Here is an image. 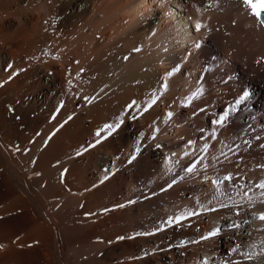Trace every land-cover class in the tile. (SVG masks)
I'll return each mask as SVG.
<instances>
[{
  "label": "bare ground",
  "instance_id": "bare-ground-1",
  "mask_svg": "<svg viewBox=\"0 0 264 264\" xmlns=\"http://www.w3.org/2000/svg\"><path fill=\"white\" fill-rule=\"evenodd\" d=\"M261 183L241 0H0V264H264Z\"/></svg>",
  "mask_w": 264,
  "mask_h": 264
},
{
  "label": "snow or ice",
  "instance_id": "snow-or-ice-1",
  "mask_svg": "<svg viewBox=\"0 0 264 264\" xmlns=\"http://www.w3.org/2000/svg\"><path fill=\"white\" fill-rule=\"evenodd\" d=\"M241 2L245 7L249 8L251 10L252 15L254 17H256V19L259 21V23L261 25H264V0H255V2H254V0H241ZM209 6H211V5H209ZM200 27H201L200 24L196 25L197 31H199ZM196 47L198 48V47H200V45L197 44ZM247 96H248V93L245 92L241 99H243L244 97H247ZM237 103H239V101ZM169 115H171V114H169ZM227 118H228V113L226 112L219 118V120L214 121L213 123L222 127L224 125L225 120H227ZM105 127L106 128H112L113 126L112 125H106ZM113 130H115V129H113ZM97 136H99V132L97 133ZM97 143H99V141H97ZM194 167H195V164H193L188 169H186V171L191 173L193 171ZM105 179H107V177H105ZM231 179H232L231 176H225L223 178L224 181H229ZM222 182L223 181H213V184L222 183ZM169 186H171V185H169ZM257 186L261 189H264V183H261ZM189 215H191V213H189ZM237 215H239V213H237ZM255 218H258L259 220L264 221V213L260 214L258 217H255ZM246 222L247 221H245V223ZM233 226L234 227H240L239 224H235ZM216 234H217L216 232H212L209 235L215 236ZM208 238L209 237H204V239H208ZM233 251H235V248L233 249Z\"/></svg>",
  "mask_w": 264,
  "mask_h": 264
},
{
  "label": "rangeland",
  "instance_id": "rangeland-1",
  "mask_svg": "<svg viewBox=\"0 0 264 264\" xmlns=\"http://www.w3.org/2000/svg\"><path fill=\"white\" fill-rule=\"evenodd\" d=\"M191 52H188V54H190ZM228 106V105H227Z\"/></svg>",
  "mask_w": 264,
  "mask_h": 264
}]
</instances>
